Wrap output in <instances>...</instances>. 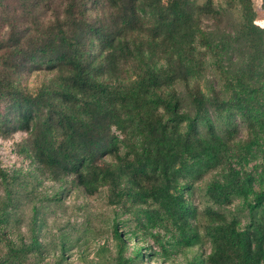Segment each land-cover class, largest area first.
<instances>
[{
	"label": "trees",
	"instance_id": "obj_1",
	"mask_svg": "<svg viewBox=\"0 0 264 264\" xmlns=\"http://www.w3.org/2000/svg\"><path fill=\"white\" fill-rule=\"evenodd\" d=\"M236 3L227 2L230 7L240 4V12L249 17L246 35L252 47L257 35L264 44V27L255 23L254 0ZM228 6L218 10L213 0H0V129L28 132L31 140L20 150L52 180L72 176L75 185L90 195L106 188L111 205L153 202L181 230L184 245L206 237L210 253L188 264H264V188L253 193L252 221L245 227L212 205L197 210L182 192L190 188L191 177L221 161L212 144L219 137L208 111L210 98L198 85L190 89L191 114L181 108L175 84L188 85L196 51L219 53L206 19L227 14ZM96 7L98 13L91 18L88 11ZM25 9L40 13L29 15ZM27 23L28 27L23 25ZM128 63L134 65L128 82L113 83L122 70L128 72L123 67ZM262 65L258 53L250 67L254 72ZM34 68L58 73V81L53 79L48 86L50 96L27 91L19 83L22 73ZM244 89L233 104L218 96L210 104L220 114L232 108L249 128L258 122L264 126V118L250 120ZM202 124L206 133L201 132ZM55 130L53 141L49 133ZM227 165L224 179L207 185L213 205L248 195L254 184L251 171ZM258 166L264 175V162ZM0 175L6 177L2 167ZM43 198L61 199L56 194ZM34 209L28 242L11 238L0 222V264L45 256ZM194 214L197 224L191 221ZM112 240L113 264L144 259L139 246L127 255V238L116 222ZM65 258L61 253L55 264H63Z\"/></svg>",
	"mask_w": 264,
	"mask_h": 264
},
{
	"label": "rangeland",
	"instance_id": "obj_2",
	"mask_svg": "<svg viewBox=\"0 0 264 264\" xmlns=\"http://www.w3.org/2000/svg\"><path fill=\"white\" fill-rule=\"evenodd\" d=\"M213 1L218 10L228 6V0ZM236 1L238 4L239 0ZM22 6L21 8H25L26 5ZM239 6H228L227 14L219 13L206 19L209 35L220 51L216 55L210 52L205 54L203 49L196 51L188 85L182 81L175 84L181 98V108L191 114H194V108L189 92L196 85L203 89L210 101L220 97L221 102L227 101L230 104L236 101L235 97L245 87L243 92L247 96L243 103L250 109V120L264 118V75H260L264 74V44L261 35H257L253 41L255 46L252 47L251 39L246 35L251 22L247 15L240 12ZM254 9L256 25L264 27V0H254ZM22 11L29 12V15L40 13L39 10ZM97 13V7L88 11L91 18ZM23 25L28 27L29 23ZM91 49L96 52L97 46H92ZM258 53L263 65L253 72L251 62ZM216 61L221 63L228 80L222 78ZM123 67L129 68L128 72L122 70L113 79V83L128 82L127 73H131L134 65L128 63ZM57 77L56 71L34 68L32 71H24L19 83L27 91L46 92L50 96L48 86L53 85L51 80L58 81ZM210 101L208 111L219 137L217 143H211L215 145L221 162L216 167L205 169L199 177H191L190 188L186 187L182 192L197 210L212 205L223 211L229 219H237L245 227L252 221L249 203L253 193L264 188L263 169L258 166L264 162V126L258 122L255 127L249 128L245 118L232 113V108L220 114ZM206 127L205 124L200 125L202 133H206ZM49 137L55 141L57 131L50 132ZM30 140L29 133L23 130L6 132L0 129V167L6 171L5 178L0 175L1 226L18 242L30 241L36 208L37 230L45 248L43 258L28 255L12 264H55L61 253L66 257L63 264H113L114 222L118 223L127 238V255H132L136 246L141 247L145 253L143 260L133 264H188L194 259L205 258L210 253L211 243L202 235L190 246L184 245L181 230L173 220L165 218L153 202L111 205L107 200L106 188L90 195L75 185L72 176L60 182L52 180L32 158L21 152L20 145L28 144ZM121 149L124 151L126 148L121 146ZM228 162L246 173L251 171L254 184L249 188L248 195L238 194L228 204L213 205L206 194L207 185L224 179L228 172ZM54 194L61 199L43 200L45 195ZM7 218L8 222H5ZM191 221L197 224L199 218L196 214L191 216Z\"/></svg>",
	"mask_w": 264,
	"mask_h": 264
}]
</instances>
